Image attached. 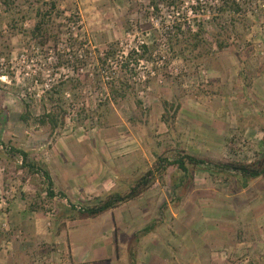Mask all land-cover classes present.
<instances>
[{"label": "rangeland", "instance_id": "obj_1", "mask_svg": "<svg viewBox=\"0 0 264 264\" xmlns=\"http://www.w3.org/2000/svg\"><path fill=\"white\" fill-rule=\"evenodd\" d=\"M50 1L66 18L57 17L53 26L57 44L40 45L27 31L35 23L36 7ZM15 2L17 12L12 14L0 0V259L12 264H61L54 258L59 254L55 243L43 238L35 242L23 233L22 207L19 212L12 208L17 193L24 207L42 218L41 229L51 237L65 229V208L76 214L70 205L80 207L90 199L68 201L58 190L48 198L41 174L21 168L20 157L10 147L28 150L40 163L102 161L106 158L99 149L112 148L106 161H138L132 178L152 168L170 206L182 194L173 187L178 173L168 166L160 178L155 169L159 156L190 153L244 162L259 156L264 139V0H177L176 6H163L158 13L149 8V0ZM172 24L180 30L167 29ZM198 28L206 43L193 49L190 33ZM216 39L226 46L219 49ZM110 43L113 56L100 64L96 57ZM143 43L148 48H142ZM112 78L116 84L118 80L128 84L125 95L116 100L108 92ZM61 81L64 85L53 97H61L67 114L51 129L39 118L50 108L46 92ZM162 100L180 104L170 125L162 118ZM23 102L29 104L26 122L19 118ZM65 139L73 145L52 149ZM93 151H99L97 157ZM192 174L204 190L215 188L223 194L233 190L234 195L241 190L234 178L213 177L203 166ZM263 182L264 175L257 184ZM192 195L188 188L186 198ZM258 195H253L256 221L239 205L246 197L228 201L227 210L218 208L223 212L219 223L229 225V237H243L247 223L250 238L257 239L252 231L256 224L264 231V213L259 212L264 198ZM247 249L235 246L225 262L217 264H264V246Z\"/></svg>", "mask_w": 264, "mask_h": 264}, {"label": "crops", "instance_id": "obj_2", "mask_svg": "<svg viewBox=\"0 0 264 264\" xmlns=\"http://www.w3.org/2000/svg\"><path fill=\"white\" fill-rule=\"evenodd\" d=\"M58 142L52 147L55 151L73 145L67 139ZM121 146L122 152H125L127 149L123 148V144ZM110 149L104 147L99 150L107 159L108 152H114ZM91 153L97 157L99 151ZM106 159L42 163L49 170L54 191H62L68 201H74L103 197L112 192L124 193L134 183L132 177L137 171L138 161ZM260 178L262 176L249 182L247 187L237 192L238 195H234L233 190L229 194H223L215 188L204 190L205 186L196 184L193 174L191 183L184 190L182 187L176 188H180L182 194L173 206L163 197V186L158 187V182L154 180L135 198L97 216L80 217L65 208V229L54 237L41 229L39 221L42 218L37 217L35 211L24 207L21 193H17L12 208L14 212H19L18 208L22 207L19 217L22 218L21 229L24 234L35 242L43 238L56 244L59 254L55 253L54 258L61 264H217L218 260L225 262L235 246L242 250L249 246H264V231L260 223L252 229L257 232V239L250 238L248 223L245 224L244 236L234 239L229 237V225L219 223L223 219V212L218 209L224 207L227 210L228 201L236 196L246 197L247 200L242 199L239 205L243 206L245 213L251 211L256 221L257 214L252 209L255 207L253 197L258 193L260 198H264V182L257 184ZM25 188L24 184L22 189ZM29 188L31 191L32 186ZM188 188L191 189V195L195 196L186 198ZM251 190L255 193L247 195ZM229 205L232 206V203ZM259 205V212L264 213V201ZM227 218L232 222V216L226 215ZM169 219L172 223H169ZM213 219H218V222ZM147 226L151 227L150 230L142 232ZM4 262L12 264L8 259H0V264Z\"/></svg>", "mask_w": 264, "mask_h": 264}, {"label": "trees", "instance_id": "obj_3", "mask_svg": "<svg viewBox=\"0 0 264 264\" xmlns=\"http://www.w3.org/2000/svg\"><path fill=\"white\" fill-rule=\"evenodd\" d=\"M16 0H3L4 4L7 6L9 12L15 14V8L17 7ZM177 0H149V8L152 9V12H160V8L163 6L171 7L176 6ZM47 5V6H46ZM235 10H238V5L233 6ZM55 10V14L52 12ZM35 23L27 31V34L31 39L37 41L40 45L46 44L48 41H52L54 44H57L58 37L54 35L53 26H57L56 19L57 17L65 19L64 12L60 10L55 1H50L47 4H42L36 7L35 11ZM71 17H68L67 20H70ZM167 29L180 30V26L172 24ZM190 32V31H189ZM202 28H198L193 33H190V37L193 39L191 47L194 49L200 44L206 43L203 39ZM216 45L219 49H222L226 46V42L221 39H216ZM142 48H148L146 44H141ZM113 47L114 43H110L105 52L101 55H98L97 61L100 64H105L106 61L113 56ZM70 80V79H69ZM68 80V81H69ZM116 84V78H112V82L109 85V95L113 100H116L118 97L124 96L125 91L128 90L127 81L118 80ZM66 83V82H65ZM59 85V86H58ZM58 85H53L50 90L46 92V97L44 98L45 102L50 105V108L46 110L42 116L39 118L41 124H48L51 129H54L60 126L67 114V110L64 107V102L60 96L54 98V94L60 93L58 91L59 87L64 85V81L58 83ZM63 88H61V91ZM137 104L140 106V101L137 100ZM162 105L164 112L162 118L168 125L175 118L176 113L180 108L179 103L169 102L167 100H162ZM23 112L19 115L20 120L26 122L30 118L29 113V104L23 102ZM262 151L259 156L250 162L244 161H230V160H213L206 157L197 156L190 153L177 154L172 158L161 157L159 156L156 161L155 169L158 170L159 177L161 178V172H164L168 166H173L177 170L178 176L177 179H174V188L182 187L184 188L191 183L193 174V169L203 166V168L209 173V175L223 176L235 179V185L238 189L247 187L249 182L252 180L264 175V139L261 142ZM10 151L20 157V167L28 171L31 175L41 174L43 184H45V192L48 198H53L55 196V191L53 189V181L49 170L45 167L43 163H40L33 159L30 155V152L23 148L10 147ZM156 179L154 170L148 169L144 174L139 176L134 180V183L129 187V189L124 192H112L108 193L103 197H94L93 199L83 202L79 209L71 204L70 207L76 210V215L80 217H93L101 214L102 212L114 208L130 199L135 198L145 189H147L152 182ZM176 180V181H175ZM59 195L65 197L66 194L62 191H59ZM180 197H177L179 200ZM150 226L144 227L142 232L150 230Z\"/></svg>", "mask_w": 264, "mask_h": 264}, {"label": "built area", "instance_id": "obj_4", "mask_svg": "<svg viewBox=\"0 0 264 264\" xmlns=\"http://www.w3.org/2000/svg\"><path fill=\"white\" fill-rule=\"evenodd\" d=\"M236 2H238L239 0H235ZM43 194L46 195V192L44 191ZM80 207H76V209H79Z\"/></svg>", "mask_w": 264, "mask_h": 264}]
</instances>
